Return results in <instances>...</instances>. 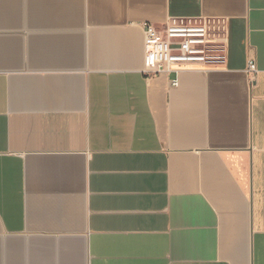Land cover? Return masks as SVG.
<instances>
[{"label": "crops", "instance_id": "0c3cea01", "mask_svg": "<svg viewBox=\"0 0 264 264\" xmlns=\"http://www.w3.org/2000/svg\"><path fill=\"white\" fill-rule=\"evenodd\" d=\"M200 15L225 64L147 76ZM0 264H264V0H0Z\"/></svg>", "mask_w": 264, "mask_h": 264}, {"label": "built area", "instance_id": "2783aa9c", "mask_svg": "<svg viewBox=\"0 0 264 264\" xmlns=\"http://www.w3.org/2000/svg\"><path fill=\"white\" fill-rule=\"evenodd\" d=\"M144 72H179L181 66L210 70L226 62L228 27L222 16H170L157 26L143 24ZM247 71L254 74L256 64L250 61ZM177 85V79L172 80Z\"/></svg>", "mask_w": 264, "mask_h": 264}]
</instances>
